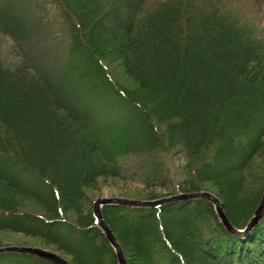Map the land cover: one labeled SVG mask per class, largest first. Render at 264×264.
Segmentation results:
<instances>
[{
  "label": "trees",
  "instance_id": "16d2710c",
  "mask_svg": "<svg viewBox=\"0 0 264 264\" xmlns=\"http://www.w3.org/2000/svg\"><path fill=\"white\" fill-rule=\"evenodd\" d=\"M46 3L64 29L63 65L42 68L24 53L6 64L0 54V234L41 239L71 264H119L86 191L131 156L151 167L169 150L185 156L187 178L156 194L150 182L163 176L152 169L140 200L210 184L230 223L244 229L264 193V182L247 192L264 162V0ZM35 8V0H0V40L31 46ZM164 181L159 188L170 189ZM102 215L126 264H264V216L236 236L204 199L105 205ZM0 264L55 263L10 252Z\"/></svg>",
  "mask_w": 264,
  "mask_h": 264
},
{
  "label": "rangeland",
  "instance_id": "374dc122",
  "mask_svg": "<svg viewBox=\"0 0 264 264\" xmlns=\"http://www.w3.org/2000/svg\"><path fill=\"white\" fill-rule=\"evenodd\" d=\"M46 1L48 0H35L37 8L34 9L35 20L33 21L37 20L38 26L36 29L37 33L35 41L33 43H31L32 41L29 42V44H32L31 46H25V50H23V48L18 49L11 39L6 36L1 37L0 54L2 55V58L6 64L17 62L18 58H22L23 53L32 57L33 62L35 63L36 61L42 68H45L46 64L50 69H58L65 62L67 40L63 36V34H65L64 29L61 25H57V23H60L57 9L54 6H51V4L46 3ZM17 9L19 10L18 7ZM260 18L261 20L259 21L264 27L263 13H261ZM107 65L121 84L128 86L130 85V82L122 75L116 65L109 63H107ZM84 96L86 97L85 93L82 97ZM81 101L83 100L79 99L78 103ZM101 104H107L109 106L105 108L114 107L113 102H104ZM107 114V117H109L110 114L108 111ZM90 124H93V120H90ZM188 165L189 163L186 161L185 156L179 151L177 152L169 150L163 152L162 155L156 154L152 159L151 167L144 161L143 158L131 156L122 163V170L118 175H116L114 178L102 180L95 188L86 191L87 197L89 199L87 203L88 205L86 207L88 210H92L94 215V203L97 199H109L116 197L140 200L144 198V195H146L148 192L145 190V186L142 182L145 179V175L150 173L149 171H152V169L153 171H157L159 176H163V178H158L157 180L150 182L151 186L153 187L152 190L156 194L172 190L173 181L176 183L178 179L183 181L187 178L186 168H188ZM258 170L259 171L257 173H251L250 179L247 181L248 195L259 190L261 184L264 182V162L263 164H260ZM159 180H165L164 182L166 185L168 187L170 186L171 188L169 187L170 189L168 190L159 188L161 186V184H159ZM204 188L207 190V192L199 193H209L219 199V197L216 195V189L213 186L206 184ZM211 204L214 206L213 203ZM103 207L104 205L102 204L101 210ZM68 215L73 217L72 213H69ZM100 229L102 230L101 227ZM0 245H26L36 247L57 253L68 262L71 260L70 255L58 251L54 246L46 245L41 239L27 237L23 234L1 233Z\"/></svg>",
  "mask_w": 264,
  "mask_h": 264
},
{
  "label": "water",
  "instance_id": "95a60500",
  "mask_svg": "<svg viewBox=\"0 0 264 264\" xmlns=\"http://www.w3.org/2000/svg\"><path fill=\"white\" fill-rule=\"evenodd\" d=\"M195 199H204L214 204L215 210L219 215L220 220L230 231L232 234L236 236H245L247 235L262 219L264 216V193L261 197L260 203L257 206L253 217L248 222L244 229H238L234 227L227 216L225 215L220 200L209 193H181L178 195H172L169 197L151 200V201H144V200H135V199H127V198H109V199H97L94 203V216L99 222L100 227L104 231L105 236L107 237L108 241L112 245L115 250V253L118 258L119 264H126V260L123 254V251L117 242L115 236L103 220L101 205H123V206H132V207H157L167 203L179 202V201H191ZM10 252H17V253H29L34 254L38 257L45 258L54 262L55 264H71L66 259L58 255L57 253L46 251L40 248L31 247V246H7V247H0V254L2 253H10Z\"/></svg>",
  "mask_w": 264,
  "mask_h": 264
}]
</instances>
